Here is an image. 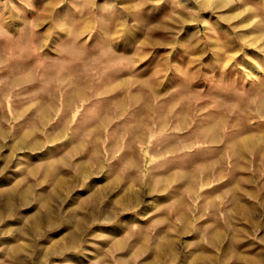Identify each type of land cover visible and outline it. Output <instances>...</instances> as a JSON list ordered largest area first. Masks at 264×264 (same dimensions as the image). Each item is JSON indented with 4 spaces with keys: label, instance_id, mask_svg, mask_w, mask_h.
Segmentation results:
<instances>
[{
    "label": "rangeland",
    "instance_id": "obj_1",
    "mask_svg": "<svg viewBox=\"0 0 264 264\" xmlns=\"http://www.w3.org/2000/svg\"><path fill=\"white\" fill-rule=\"evenodd\" d=\"M4 51L13 54L15 67L29 74L39 60L40 77L46 82L51 83V69H56L55 82L62 89L77 83L93 92L90 88L96 82L103 88L100 93L120 94L119 107L111 96L98 103L80 102L86 109L102 107L104 118H110L105 126H128L127 105L136 119L142 117L143 99L133 101L130 95L133 91L145 92L146 98L151 94L153 116L162 115L165 120L170 111L171 118L180 122L182 135H192L183 140L182 151L195 146V137L208 131L217 144V140L230 141L225 149H231L232 162L246 164L257 185L264 184V0H0L1 56ZM96 73H103V80ZM111 82L123 87L111 91L106 88ZM6 88L1 87L0 101L7 98ZM82 113L87 127L96 114ZM114 114L118 117L111 121ZM85 136L90 137L84 133L77 137ZM137 138L119 133L106 140L125 144L134 152L139 147ZM205 151L195 155L193 162L213 163L216 156ZM5 152L0 150V254H5L7 246L24 242L27 251L19 253L43 254L39 263L31 264H78L79 256L82 264L86 259L88 264H99L97 254H107V243L114 237L138 238L150 232L153 240L160 241L166 224L161 209H121L124 219L120 218L118 228L100 226L101 216L80 221V183L75 177L69 188L58 190L62 196L51 197L50 209L34 196L16 202L14 209H3L9 202L14 205V189L27 183L41 195L51 191V165L46 178L37 175L42 173L40 164L51 160V150L30 154L23 162L20 151L9 162L3 158ZM127 159L134 164L138 156ZM261 208L255 221L243 229L239 228L243 220L235 215L229 218L223 209H193L198 227L194 239H214L204 245L211 251L209 258H198V250L186 244L184 237L175 247L176 259L160 263L197 264L199 259L201 264H264V205ZM35 210L40 228L30 234L27 218ZM91 212L96 214L95 209ZM135 215L139 217L132 220ZM209 225L216 229L214 234ZM70 230L80 240L77 249L59 244ZM118 252L117 262L123 264H129L128 256L137 259L133 264H148L152 255L150 245H133L127 255L122 249Z\"/></svg>",
    "mask_w": 264,
    "mask_h": 264
},
{
    "label": "crops",
    "instance_id": "obj_2",
    "mask_svg": "<svg viewBox=\"0 0 264 264\" xmlns=\"http://www.w3.org/2000/svg\"><path fill=\"white\" fill-rule=\"evenodd\" d=\"M11 55L13 54L9 51H4L3 56L0 55V92L2 86H7V98L0 101V150L7 151L3 157L7 162L19 151L21 158L18 160L23 162L30 154L51 150V160H44L40 164L42 173L37 174L39 178H46V172L51 165V191L41 195L31 190L35 188L33 184L30 186V183L25 182V188L13 191L14 205L9 202L11 206L4 204L3 209H14L17 207L16 202H22L30 196L43 199L44 205L50 209L51 197L62 196L63 193H58V190L69 188L71 178L75 177L80 183V221L101 216L104 223L100 226L111 225L118 228L120 218L123 217L121 209H161L166 215L160 241L153 240L150 232H145L138 238H130V234L114 237L107 243V254H97L99 264L115 261L117 264H123L117 262L118 251L122 249L127 255L131 253L133 245L142 248L151 246L152 255L148 257V264H161V259L172 262V259H176L174 256L175 247L179 244L178 239L184 237L186 244L196 247L198 258L205 260L209 258L211 251L204 245L210 244L214 239H194L198 227H195L193 222V209H214V212L215 209H223V214L229 215V218L235 215L243 220L239 224L240 229L247 228V224L249 226V223L255 221V215L261 212L264 193L260 190L264 189V184L257 185L255 177L246 172V164L242 166L237 161L232 162L231 149H225L226 143L230 141L217 140V144L215 136H207L209 132L206 131L203 132L205 136L195 137V146L191 144L188 150L182 151L183 140L191 139L192 135H182L184 133L178 129L180 122L171 118L173 114H170V111L165 120L162 115L153 116L155 106L151 103V94H147L146 98L145 92L140 91H133L130 96L133 101L140 102L143 99V116L136 119L131 106L127 105L125 107H128V112L124 116L129 119L128 126H105V122L110 118H104L102 107L95 105L86 109L80 102L98 103L103 102L105 96H111L110 100L118 103L119 107V103L123 101L120 94L100 93L103 88H98L96 82L92 83L93 88H90L93 92L88 91L86 84L77 83H71V87L62 89L57 87L55 82L56 69H51V83L46 82L45 78L40 77L39 60L35 70L33 68L29 74L12 64ZM54 64L51 63V67ZM99 74L103 73H96L95 76H101ZM104 77L102 75L100 80ZM113 82L106 88L114 91L115 87H123L120 83ZM149 89L151 90V87ZM84 110L96 114L93 119H89L87 127L82 115ZM115 117L118 116H111V121ZM81 124L84 125L78 127ZM197 131L200 135L202 129L198 128ZM80 133L90 137H77ZM119 133L138 135L137 150L131 152L125 144L113 145L112 141L106 140ZM206 149L208 151H205ZM201 151L213 153L216 156L214 162H193L195 155L200 157L205 154L200 153ZM46 155L44 153V156ZM136 155L137 163L126 160L127 157ZM73 166L75 169L72 170ZM26 180L29 182V177ZM92 209H95V215L91 212ZM35 213L36 210L27 218V221H30V234L40 228ZM132 217V220H135L139 216ZM113 221L116 223L113 224ZM209 228L214 234L216 229L210 225ZM190 235L192 237H189ZM62 238L65 240L59 244L72 249L79 248L80 240H77L75 230H70L68 235ZM10 246L6 247L5 254H0V264H31L32 261L39 263L43 259L42 253L30 257L19 253L22 250L27 251L28 246L24 242ZM75 261L82 264L83 259L79 256ZM85 261V264L90 262L88 259ZM136 261L133 256L127 257L129 264L137 263ZM197 264H201L199 259Z\"/></svg>",
    "mask_w": 264,
    "mask_h": 264
}]
</instances>
